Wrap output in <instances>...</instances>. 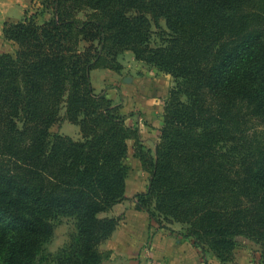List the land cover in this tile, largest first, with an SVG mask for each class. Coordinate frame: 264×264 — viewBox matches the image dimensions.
<instances>
[{
    "label": "trees",
    "instance_id": "1",
    "mask_svg": "<svg viewBox=\"0 0 264 264\" xmlns=\"http://www.w3.org/2000/svg\"><path fill=\"white\" fill-rule=\"evenodd\" d=\"M42 6V23L26 12L3 30L16 49L0 53V264H38L56 216L74 218L77 235L53 264L107 257L138 131L92 72L119 71L125 52L175 83L155 154L136 146L150 175L137 207L221 263L241 238L264 258V0ZM64 122L80 140L52 132Z\"/></svg>",
    "mask_w": 264,
    "mask_h": 264
},
{
    "label": "crops",
    "instance_id": "2",
    "mask_svg": "<svg viewBox=\"0 0 264 264\" xmlns=\"http://www.w3.org/2000/svg\"><path fill=\"white\" fill-rule=\"evenodd\" d=\"M43 0H0V53H11L16 46L5 40L6 23L21 21L26 12L33 8H43ZM14 53V52H13ZM129 55L132 64L125 62ZM119 71L97 69L92 72V84L96 92L110 89L108 98L120 106V112L131 115L127 125L138 131V140L128 141L125 158L128 178L125 199L109 213L110 217L120 218V222L110 239L100 250L107 254L102 264H146L152 258L155 264H259L264 262L258 246L248 242L245 247L237 246L232 258L221 263L213 254H203L191 239L181 235L179 223L160 225L150 219L149 214L137 207V194L146 191L149 173L144 170L136 157V146L155 154L160 142L167 98L171 90L170 75L139 62L131 52L118 57ZM143 70V77L133 78L127 74L129 69ZM152 70L155 74H152ZM159 75L158 77H156ZM173 79V78H172ZM131 80V81H130ZM114 92V93H112ZM250 243V244H249ZM252 243V245H251ZM256 245V244H255ZM150 247L151 255L146 252Z\"/></svg>",
    "mask_w": 264,
    "mask_h": 264
},
{
    "label": "rangeland",
    "instance_id": "3",
    "mask_svg": "<svg viewBox=\"0 0 264 264\" xmlns=\"http://www.w3.org/2000/svg\"><path fill=\"white\" fill-rule=\"evenodd\" d=\"M28 12L30 15H34V14L37 15V22L38 23H42L44 20L49 18L48 14H43V16H42L43 8H38V9L33 8L31 11H28ZM162 25L164 26V22H162ZM153 41L159 42V39L157 37H154ZM14 51H15L14 48L11 49V53H13ZM125 62H127L128 64H132V60L130 59L129 55H126ZM137 70H138L137 67L135 69V67L133 66V68L129 69V72L126 74L128 76V74L131 75V73L133 72L134 74L131 75V80H132L134 77L135 78H138V76L143 77L146 73V72L144 73V71L141 69H140V71H137ZM151 72L153 75L155 74L154 70H152ZM158 76L159 75H157L156 77H158ZM170 80H171V90H172L175 83H174V80L172 78H170ZM108 91H110V89L105 90L107 97H108V93H110ZM112 93H114V92H112ZM167 100H168V98H167ZM116 106H118V105H116ZM121 114L126 117V122L128 123V120L131 117L130 113L129 114L121 113ZM52 132L54 134L70 136L75 140L81 139V134H80L79 128L77 126L69 124L67 122L62 123L59 126H55L52 129ZM125 164H126V162H125ZM137 192H145V190L144 191H137ZM137 195H139V194H137ZM52 222H53L54 227H55L54 236L52 237V239L48 243H46L43 246V248L39 254L38 264H53L55 262L56 256H58V254H60L63 250H65L72 243H74V240L76 238L77 229H76V221L74 218L65 217V216H56L54 219H52ZM248 242H249V240L241 238V239H239L238 246L245 247L246 244H248ZM252 243H251V245H252ZM252 246L256 247L257 245H255V243H254V245H252ZM259 264H264V262L261 263V261H259Z\"/></svg>",
    "mask_w": 264,
    "mask_h": 264
},
{
    "label": "built area",
    "instance_id": "4",
    "mask_svg": "<svg viewBox=\"0 0 264 264\" xmlns=\"http://www.w3.org/2000/svg\"><path fill=\"white\" fill-rule=\"evenodd\" d=\"M146 252H147V254H148L149 256L151 255L150 247H149V246L146 247ZM146 264H155V262H154V260H153L152 258H148Z\"/></svg>",
    "mask_w": 264,
    "mask_h": 264
}]
</instances>
